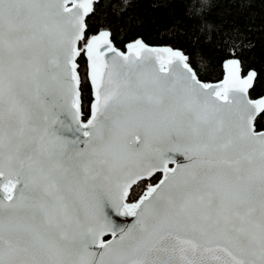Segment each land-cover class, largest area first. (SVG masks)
Instances as JSON below:
<instances>
[{"label": "snow or ice", "instance_id": "obj_1", "mask_svg": "<svg viewBox=\"0 0 264 264\" xmlns=\"http://www.w3.org/2000/svg\"><path fill=\"white\" fill-rule=\"evenodd\" d=\"M129 6L0 0V264H264L251 45L125 42Z\"/></svg>", "mask_w": 264, "mask_h": 264}, {"label": "trees", "instance_id": "obj_2", "mask_svg": "<svg viewBox=\"0 0 264 264\" xmlns=\"http://www.w3.org/2000/svg\"><path fill=\"white\" fill-rule=\"evenodd\" d=\"M205 5L200 15L190 18L186 6L191 0H129L123 19L107 14L113 29L121 28L122 41L142 34L152 45L175 44L197 54L207 65L215 62L216 40L220 37L238 44L245 62L261 76L258 91H264V0H201ZM123 5V0H104V4ZM119 10V8L117 9ZM132 18L147 25L130 23ZM128 25V26H124ZM211 34L212 39L207 37Z\"/></svg>", "mask_w": 264, "mask_h": 264}, {"label": "water", "instance_id": "obj_3", "mask_svg": "<svg viewBox=\"0 0 264 264\" xmlns=\"http://www.w3.org/2000/svg\"><path fill=\"white\" fill-rule=\"evenodd\" d=\"M130 219H131V218H128V220H130ZM121 220H122V221H124V220H125V218H123V217H122V218H121Z\"/></svg>", "mask_w": 264, "mask_h": 264}]
</instances>
